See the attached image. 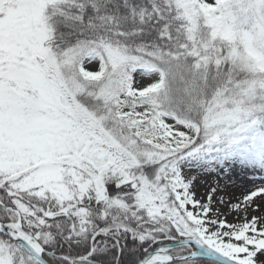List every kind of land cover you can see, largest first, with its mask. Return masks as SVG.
I'll return each instance as SVG.
<instances>
[{"label":"snow or ice","instance_id":"snow-or-ice-1","mask_svg":"<svg viewBox=\"0 0 264 264\" xmlns=\"http://www.w3.org/2000/svg\"><path fill=\"white\" fill-rule=\"evenodd\" d=\"M0 264H264V0H0Z\"/></svg>","mask_w":264,"mask_h":264},{"label":"rangeland","instance_id":"rangeland-1","mask_svg":"<svg viewBox=\"0 0 264 264\" xmlns=\"http://www.w3.org/2000/svg\"><path fill=\"white\" fill-rule=\"evenodd\" d=\"M199 191L202 193L204 191L203 187H200ZM238 194V193H237ZM231 219V218H230Z\"/></svg>","mask_w":264,"mask_h":264}]
</instances>
